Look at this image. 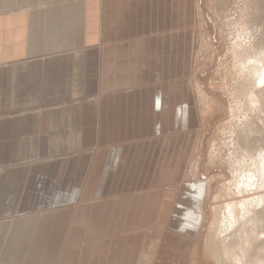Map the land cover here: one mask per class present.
I'll return each mask as SVG.
<instances>
[{
  "label": "crops",
  "instance_id": "crops-1",
  "mask_svg": "<svg viewBox=\"0 0 264 264\" xmlns=\"http://www.w3.org/2000/svg\"><path fill=\"white\" fill-rule=\"evenodd\" d=\"M192 13L0 0V264L189 263L206 200L186 175L195 117L177 82Z\"/></svg>",
  "mask_w": 264,
  "mask_h": 264
},
{
  "label": "rangeland",
  "instance_id": "rangeland-1",
  "mask_svg": "<svg viewBox=\"0 0 264 264\" xmlns=\"http://www.w3.org/2000/svg\"><path fill=\"white\" fill-rule=\"evenodd\" d=\"M192 11L190 70L177 82L195 117L186 175L205 181L206 200L188 264H264V0H192ZM250 66L258 74L248 75Z\"/></svg>",
  "mask_w": 264,
  "mask_h": 264
},
{
  "label": "bare ground",
  "instance_id": "bare-ground-1",
  "mask_svg": "<svg viewBox=\"0 0 264 264\" xmlns=\"http://www.w3.org/2000/svg\"><path fill=\"white\" fill-rule=\"evenodd\" d=\"M207 22H208V25H209V27H210V30H211V26H210V23H209V20H208V18H207ZM215 48V47H214ZM216 49V48H215ZM216 51V50H215ZM218 56V53H217V51L215 52V57H217ZM238 63H239V66L241 67V66H243L244 67V65L238 60ZM245 68V67H244ZM245 70H246V68H245ZM247 72H249V74L248 75H250V76H255L256 74H258V72L259 71H256L255 70V68H252L251 66L248 68L247 67ZM202 74H203V72H202ZM261 74V73H260ZM258 77V76H257ZM201 79H202V75H201V77L199 78V82H201ZM244 79V78H243ZM215 84H217V83H215ZM217 89V88H216ZM223 89H222V87L221 86H219V91H218V99H219V110H220V113H219V115L222 113V104H223V97H222V93H221V91H222ZM251 94V96L253 97V101L255 100L256 101V96H255V94L253 93V92H251L250 93ZM217 114V113H216ZM217 117H218V115H217ZM225 177H227V176H225ZM249 181H251V180H248V182L245 184V187H249V186H252L253 185V183H250ZM238 204V203H237ZM248 204V203H247ZM242 205H245V203H243ZM246 206V205H245ZM248 206H249V204H248ZM243 208V207H242ZM239 209V208H238ZM241 209V208H240ZM247 210V209H246ZM249 212V211H248ZM238 214V213H237ZM239 215V214H238ZM247 215V214H246ZM231 216H233V214L231 215ZM239 217H240V215H239ZM237 218V217H236ZM245 218V217H244ZM241 219V218H240ZM219 219H217V221H218ZM231 220V219H230ZM236 220V219H235ZM238 220V219H237ZM216 221V222H217ZM242 221V220H241ZM215 222V223H216ZM219 222V221H218ZM232 222H234V220H232ZM239 222V221H238ZM230 223V222H229ZM235 224H237V221H236V223ZM216 226V225H215ZM233 226V225H232ZM251 237V236H250ZM252 239H254V238H252ZM242 247V246H241ZM233 250V249H232ZM248 251V250H247ZM243 254V253H242ZM245 254H246V251H245Z\"/></svg>",
  "mask_w": 264,
  "mask_h": 264
}]
</instances>
